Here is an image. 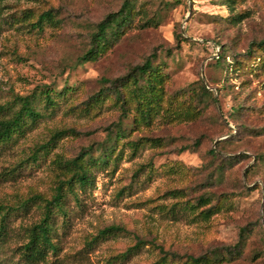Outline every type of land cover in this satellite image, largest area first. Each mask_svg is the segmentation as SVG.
<instances>
[{"label":"rangeland","instance_id":"obj_1","mask_svg":"<svg viewBox=\"0 0 264 264\" xmlns=\"http://www.w3.org/2000/svg\"><path fill=\"white\" fill-rule=\"evenodd\" d=\"M121 2L0 0V116L26 95L42 113L0 149V203L31 197L8 216L0 264H27L16 247L42 217L43 199L71 173L63 161L87 149L92 183L67 192L66 215L55 217L60 250L36 264H161L164 255L166 264H184L186 255L224 253L242 230L239 256L206 264H264V56L246 54L264 38V0H137L125 32L81 61L94 24ZM47 9L59 22L32 28ZM150 56L165 79L149 122H133L130 99L124 117L110 95L94 97L102 78L123 76ZM199 84L214 100L198 96ZM106 146L112 153L103 162ZM109 225L125 231L90 241ZM137 239L139 249L124 257Z\"/></svg>","mask_w":264,"mask_h":264},{"label":"trees","instance_id":"obj_2","mask_svg":"<svg viewBox=\"0 0 264 264\" xmlns=\"http://www.w3.org/2000/svg\"><path fill=\"white\" fill-rule=\"evenodd\" d=\"M136 1L137 0H122L120 7L116 11L108 13L102 20L94 24V29L90 34V45L80 56L81 61H88L96 58L98 54L105 52L108 47L125 32L133 22L136 12H138ZM28 16L29 14L23 13L21 17L22 21L26 20ZM58 22L59 19L53 12V9H47L38 13L35 20L29 23L32 28L41 30L46 23ZM255 53L264 56V38L258 41H252L246 49V54L249 56H253ZM217 55V63H219L220 57L223 59L225 58V55H220L219 52ZM151 58L150 56L146 58L143 63L132 66L123 76L112 79L102 78V82L105 85L94 97L110 95L115 103L119 105V109L124 117H127L130 113L128 106L130 99L134 102V109L136 112V116L133 117V122L137 123L140 122V120L149 122L152 116L157 112V108H159L162 100L164 92L163 82L165 79L160 66L153 62ZM232 62L234 61L232 60ZM196 93L201 98L204 97L214 100L212 91L203 84H199L196 87ZM32 96L26 95L21 97L18 109L12 111L10 114L0 116V149L16 136L23 135L26 129L42 116V113L35 108ZM44 98L47 106L53 104L49 93H46ZM3 109L4 106L1 105L0 112H2ZM120 124L121 123H118L117 125L119 126ZM119 129L121 132L123 131L122 128ZM59 134V132H55L52 134L50 140L39 145L33 151V159H36L38 150H45ZM107 136L108 139H112L111 131H108ZM110 147H112V145ZM108 148V146L104 147L103 151L105 153H102V157L100 156V160L103 162H107L111 157L112 151ZM210 152L214 154L213 149H210ZM63 164L65 168L70 169L71 173L69 175L63 174V177L59 178L55 186L53 195L49 199H43L42 217L38 222L28 228L27 240L16 247L19 258L27 264L45 262L48 256L58 254L60 246L58 241L54 239L56 214L60 213L64 216L66 215L64 199L67 192L74 193L75 186L79 187L81 190H85L92 183L91 171L88 165H93L94 159L90 155V150H81L77 156L64 160ZM64 191L66 192L64 193ZM30 200L31 197L19 202L16 206H7L0 203V245L5 242L8 235L6 221L10 212L19 208H26ZM201 200H204L203 197L198 198V201ZM209 210H205V212ZM123 231L125 230L121 226L109 225L100 229L96 236L90 241ZM244 239L245 235L242 230L235 245L232 248H228L224 253L213 252L197 257L186 255L184 264H206L210 260L214 263H221L224 259L231 260L241 254ZM141 244L142 241L137 239L136 242L123 253L124 257L137 251ZM159 249L161 251L163 250L161 247H159ZM171 257L174 258L173 255ZM165 259L166 256L164 255L159 258V262L161 264H166Z\"/></svg>","mask_w":264,"mask_h":264}]
</instances>
